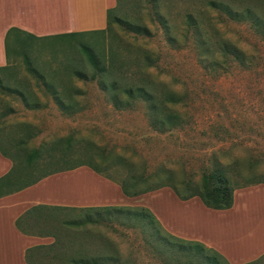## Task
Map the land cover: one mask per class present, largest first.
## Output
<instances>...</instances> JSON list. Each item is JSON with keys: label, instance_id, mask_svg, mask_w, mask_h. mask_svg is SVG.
Instances as JSON below:
<instances>
[{"label": "rangeland", "instance_id": "rangeland-1", "mask_svg": "<svg viewBox=\"0 0 264 264\" xmlns=\"http://www.w3.org/2000/svg\"><path fill=\"white\" fill-rule=\"evenodd\" d=\"M156 2L161 4V0ZM187 6L188 3L169 0L160 10L170 21L178 23ZM198 6L196 4L194 8ZM113 17L143 24L151 36H134L124 32L113 21L111 31L99 37L75 36L39 42L19 37L21 47L14 45L16 35L7 39L4 46L8 65L7 70L0 74V112L8 107L14 111L7 116V122L33 124L39 132L31 140L32 145L57 137H72L79 141L80 146L87 141L92 142L104 152L131 160L138 174L143 170L152 172L156 169L173 172V184L181 179L198 182L200 172L210 165L211 157L220 163L236 159L246 161L241 171L229 172L235 185H242L237 175L248 173L245 169L247 161L256 169L263 170L264 41L247 24L219 19L216 26L218 32L251 56L253 64L246 70L233 63L226 74L212 73V76L199 67L194 46L190 44L186 48L174 49L164 44L159 27L152 21L150 0H122L118 9L110 13L111 20ZM83 46L91 48L99 57L103 55L102 50L107 52L109 47L116 48L125 56L129 51L128 71H135V75L142 65L136 57V50L153 54L155 66L147 68L145 75L152 81L164 83L168 89L182 93L184 97L183 105L174 106L179 116L178 125L169 132L156 131L149 126L143 105L139 102L131 109H114L97 89L95 81L81 80L74 74L90 75L91 68L82 53ZM53 90L63 95L74 93L71 104L76 103L75 109L62 112L51 94ZM64 101L69 103L70 100L63 96L62 103ZM25 104L35 109H26ZM109 173L119 180L125 169L116 165ZM75 177L70 175L69 181ZM137 201L131 204L140 206ZM149 205L155 213H162L169 228L184 226L191 237L210 236L213 239L223 234L220 238L226 239L225 232L218 235L220 228L234 229L239 231L238 235L243 240V236L252 240L255 248L264 246V192L255 194L254 191V195L242 197L234 217L203 213L200 209L188 216L182 210L173 209L167 201L160 205L157 201H150ZM99 211L96 208L76 212L77 215L68 219V232L67 236L63 235L64 238L72 239L78 225L83 226L81 224L88 221L91 213ZM142 224L140 221L127 223L121 215H101L97 224L92 226L98 234L97 239L83 243L87 248L92 247L88 249L87 256L109 255L116 260L115 264H188V253L178 254L173 261L169 260L168 253L161 252L158 241ZM232 231L226 232H235ZM240 233L245 234L242 236ZM60 244L68 250L60 247L56 251L63 250L76 256V241H62ZM237 250H240L239 246ZM41 252L33 256L35 264L65 262L52 258L51 247H47V252ZM207 253L211 262L227 264L215 252ZM263 255L264 252L243 258L241 264H264Z\"/></svg>", "mask_w": 264, "mask_h": 264}, {"label": "trees", "instance_id": "trees-1", "mask_svg": "<svg viewBox=\"0 0 264 264\" xmlns=\"http://www.w3.org/2000/svg\"><path fill=\"white\" fill-rule=\"evenodd\" d=\"M121 1L115 0V7L106 11V28L100 32L99 36L108 34L114 21L124 32L134 36L150 37L149 29L143 24L132 23L118 17L110 19V13L118 9ZM168 1L161 0V4H158L156 0H150L152 21L159 27L164 44L168 48L182 49L190 44L194 46L197 63L207 75L226 74L229 65L233 63L246 70L252 66V57L225 39L216 26L219 24L218 20L222 18L233 23H244L264 41V0H179L188 3V6L181 14L178 23L170 21L160 10ZM196 4L199 5L197 9L194 8ZM15 34L14 45L16 47H21L19 37L34 40V42L45 40V38H37L17 30ZM59 37H74V35ZM59 37L54 39H59ZM115 49L109 47L107 52L102 50L103 55L99 57L91 48L83 46L82 53L86 64L91 68L90 75L74 74L81 80L95 81L97 89L103 93L114 109H131L136 102H139L143 105L149 126L159 132L173 130L172 128L180 122L174 106H179L180 103L183 105L182 93L168 89L164 83L152 81L145 75L147 68L155 66L153 54L144 50L142 52H138L139 49L136 50V57L142 65L139 66L137 70L139 72L135 75V71H128L130 52L128 51L125 56ZM51 94L59 103L62 112L75 109L76 103L71 104L74 93L69 92L63 95L53 90ZM63 96L69 98V103L65 101L62 103ZM25 108L35 109L27 104ZM7 110L9 109L0 112V154L12 164L9 175L17 184L12 188L19 189L55 173L87 167L104 179L116 183L126 197H137L167 187L180 201L197 197L205 208L223 211L231 207L232 193L235 189L258 184L264 185V169H256L249 161L245 167L248 173L237 175L242 185L232 183L229 172L241 171L246 162L240 159L220 163L211 157L210 165L200 172L198 182L193 183L181 179L173 184V172L156 169L152 172L143 170V173L138 174L131 160H126L111 152H104L92 142L87 141L80 146L79 141L73 140L72 137H57L32 145L31 140L39 131L28 122H7ZM95 158L98 159L97 162ZM116 165L125 169V174L119 180H115L109 173ZM7 178L8 175L0 181L7 180ZM98 209L99 212L91 213L87 217L88 222L97 223L99 217L104 214L121 215L127 223L140 221L143 223L142 227H148L150 235L158 241L161 252L164 250L166 254L168 253L169 260L173 261L178 254L188 253L189 258L186 259L188 264H219L210 261L207 252L213 250L198 242L185 241L163 231L146 208L104 207ZM91 210L94 209L89 211ZM78 224L77 222L76 225ZM60 247L63 249L60 243H53L51 255L59 261L65 260L63 264H115L116 261L109 255L106 257L96 255L73 257L63 250L56 251Z\"/></svg>", "mask_w": 264, "mask_h": 264}, {"label": "crops", "instance_id": "crops-1", "mask_svg": "<svg viewBox=\"0 0 264 264\" xmlns=\"http://www.w3.org/2000/svg\"><path fill=\"white\" fill-rule=\"evenodd\" d=\"M115 4V0H0V74L7 70L5 41L16 35L15 30L45 39L63 35L99 36L106 28V11L112 10ZM8 109L7 116L14 113L11 107ZM11 166V162L0 154V179L8 175L7 180L0 181V264H35L33 256L38 251L47 252V247L62 241H76V257L87 256L88 249L92 247L87 248L83 243L97 239L98 234L93 228L97 223L85 221L81 224L83 226L78 225L72 239H65L63 235L67 236L68 219L77 215L76 212L116 206L146 208L163 231L173 237L202 244L219 254L227 264H241L243 258L264 252V246L255 248L254 242L243 236L245 233H240L245 237L243 240L238 235L239 231L234 229L220 228L218 235L225 232L226 239L220 238L223 234L218 238L212 236L213 239L210 236L191 237L184 226L169 228L162 213H155L149 205L150 201H157L159 205L167 201L173 209L182 210L188 216L200 209L203 213L234 217L240 208L241 198L254 195V191L255 194L264 192V185L235 189L231 207L217 211L205 208L197 197L180 201L167 187L137 197H126L116 184L99 177L87 167L55 173L34 184L12 188L17 184L9 175ZM72 174L76 177L70 182ZM134 200H139L140 206L131 204ZM230 230L235 232H226ZM238 246L240 250H237ZM63 249L68 250L64 246Z\"/></svg>", "mask_w": 264, "mask_h": 264}]
</instances>
